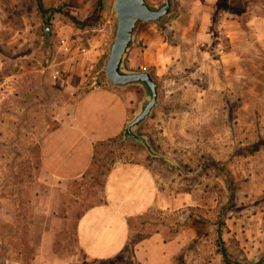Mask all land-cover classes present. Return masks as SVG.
<instances>
[{"label":"rangeland","instance_id":"rangeland-1","mask_svg":"<svg viewBox=\"0 0 264 264\" xmlns=\"http://www.w3.org/2000/svg\"><path fill=\"white\" fill-rule=\"evenodd\" d=\"M114 1L0 0V264H141L135 246L156 234L175 242L173 264H226L223 252L264 264V0H172L161 22L140 24L142 53L132 45L123 70L152 76L156 106L134 138L99 145L82 178L43 171L47 132L81 95L113 87L104 68ZM117 90L129 125L148 96L140 85ZM119 162L151 169L157 200L132 224L126 254L97 262L76 223Z\"/></svg>","mask_w":264,"mask_h":264},{"label":"crops","instance_id":"crops-1","mask_svg":"<svg viewBox=\"0 0 264 264\" xmlns=\"http://www.w3.org/2000/svg\"><path fill=\"white\" fill-rule=\"evenodd\" d=\"M142 53V47L134 45ZM128 99L115 87H99L80 96L72 113L41 141L39 160L51 178L67 182L82 178L91 169L95 149L125 137L131 110ZM155 175L140 162H119L105 175L101 201L77 220L79 248L91 260L108 262L126 254L131 226L155 205ZM174 241L159 234L135 246L141 264H173Z\"/></svg>","mask_w":264,"mask_h":264},{"label":"water","instance_id":"water-1","mask_svg":"<svg viewBox=\"0 0 264 264\" xmlns=\"http://www.w3.org/2000/svg\"><path fill=\"white\" fill-rule=\"evenodd\" d=\"M172 9V0H164V4L159 8L151 7L146 0L114 1L113 18L116 28L104 68L107 80L111 86L117 88L140 85L145 89L149 99L142 112L128 125L126 131L129 136L132 134L131 128L145 120L156 106L158 84L147 72L124 71V58L133 45L138 26L142 23H159L172 12ZM45 30L48 31L49 28L46 27ZM141 141L144 142L142 139Z\"/></svg>","mask_w":264,"mask_h":264},{"label":"trees","instance_id":"trees-1","mask_svg":"<svg viewBox=\"0 0 264 264\" xmlns=\"http://www.w3.org/2000/svg\"><path fill=\"white\" fill-rule=\"evenodd\" d=\"M102 6H103V4L100 3V4H99V10H98V11H100V9H102ZM125 136H127L128 138H130V136H131L132 138L135 137L133 134H131V135L129 136V135L127 134V131L125 132ZM143 144H144V146L146 147V150H147L151 155H154L153 152H152L151 149H150V146H149L146 142H143ZM223 257H224V259H225V263H226V264H232V263L230 262V260L228 259V255L226 254V252H223Z\"/></svg>","mask_w":264,"mask_h":264}]
</instances>
